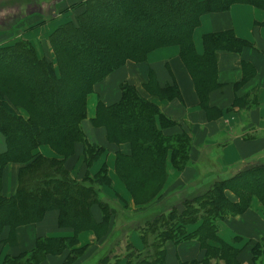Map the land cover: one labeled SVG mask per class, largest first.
Instances as JSON below:
<instances>
[{
    "label": "trees",
    "instance_id": "trees-1",
    "mask_svg": "<svg viewBox=\"0 0 264 264\" xmlns=\"http://www.w3.org/2000/svg\"><path fill=\"white\" fill-rule=\"evenodd\" d=\"M60 1H0V5L28 7L42 20L72 9V18L50 32L46 55L38 54L21 37L0 47V134L6 146L0 152V228L12 230L36 222L54 210L58 227L71 229L73 235L38 237L31 251L7 256L2 264H42L49 255L59 256V264H165V243L188 237L207 250L206 241L215 238L217 220L243 212L253 195L264 204V159L245 164L231 175L206 160L199 176L187 186L163 195L151 185L146 198L143 186L165 177L167 163L177 170L190 163V140L181 128L169 133L177 122L122 81L118 98L98 100L91 120L104 127L107 142L129 145L127 154L115 151V169L133 198L143 193L145 202L136 208L141 210L131 213L118 197L102 193L101 187L111 183L105 164L95 174L88 172L105 148L88 142L81 130L84 100L126 61H143L153 48L179 44L203 102L216 50L235 45L239 49L245 42L230 31L207 33L202 36L203 53L199 55L192 35L201 16L226 10L234 2L264 9V0H75L63 10L57 8ZM50 6L52 11H48ZM17 15L5 16L8 24L3 27L15 25L21 16L13 22L12 16ZM154 91L165 98L177 93L174 85L160 88L156 84ZM67 95L71 104L66 113L62 103ZM42 144L58 156L37 152ZM78 156L87 170L80 179L72 177L67 166ZM9 162L17 164V184L13 194L5 196L3 170ZM151 204L158 208L156 212ZM86 229L96 233L94 243L76 246L77 233ZM207 264L212 263L207 259Z\"/></svg>",
    "mask_w": 264,
    "mask_h": 264
},
{
    "label": "crops",
    "instance_id": "crops-1",
    "mask_svg": "<svg viewBox=\"0 0 264 264\" xmlns=\"http://www.w3.org/2000/svg\"><path fill=\"white\" fill-rule=\"evenodd\" d=\"M27 8L0 5V16H11L14 13L23 16V19L9 28L3 27L4 22L0 21V47L21 37L32 44L37 43L39 49L42 44L41 48L46 50V37L64 20L63 16L66 15V18L72 12L71 8H67L51 19L42 20L38 13L25 10ZM221 31H230L245 44L239 49L235 45L216 50L214 71L203 102L181 57L179 44L153 48L143 61H126L108 74L88 95L86 115L80 125L88 142L105 148L88 168V172L94 174L101 164H105L111 183L101 187L104 195L118 196L126 205L131 204L134 209L137 208L115 169V151L127 154L129 145L121 143L117 146L107 142L104 127L91 120L97 98L108 101L106 98L112 94L109 89H117L111 95L114 96L119 92L118 86L122 81L133 85L142 96L152 100L164 115L177 122L178 125L168 129L169 133L181 128L189 136L190 163L181 170L168 164V175L161 194L185 187L194 181L206 160L223 174L231 175L245 164H256L264 159V9L234 2L226 10L203 14L192 35L196 53H203V35ZM156 84L160 88L174 85L177 93L171 98L161 97L154 91ZM22 112L26 115L24 110ZM5 149L4 138L0 134V152ZM37 152L47 157L58 156L46 144L40 145ZM67 166L70 175L77 179L87 171L81 156L70 159ZM3 173L2 192L9 196L17 184V164L7 163ZM228 194L237 201L231 191ZM93 213L95 217L99 216L95 207ZM56 216V211L50 210L36 222L22 223L12 230L8 226L0 228V264L7 256L31 251L38 237L72 236L71 229L58 227ZM215 227V238L206 241L209 247L207 250L196 239L168 242L165 264H207V259L212 264H264V204L257 196H251L243 212L217 220ZM135 237L133 240L137 242ZM87 243H93L91 230L78 232L76 246ZM225 245H229V249H224ZM59 258L49 255L42 264H59Z\"/></svg>",
    "mask_w": 264,
    "mask_h": 264
},
{
    "label": "rangeland",
    "instance_id": "rangeland-1",
    "mask_svg": "<svg viewBox=\"0 0 264 264\" xmlns=\"http://www.w3.org/2000/svg\"><path fill=\"white\" fill-rule=\"evenodd\" d=\"M49 1L50 0H45V2L46 3H49ZM71 1H75V0H61L60 1V4H58V6H57V8L58 9H60V10H63V9H65L66 8V6H67V3H71ZM38 3H40L39 1H37ZM43 3V2H42ZM51 7L52 6H50V9L48 10V11H52V9H51ZM53 7H55V6H53ZM56 8V7H55ZM25 10H30V8L29 9H25ZM24 10V11H25ZM56 10V9H55ZM60 13V12H59ZM58 14V13H57ZM14 15H17V14H15L14 13ZM19 16H21V15H17V16H12V18H9V19H12V22L14 21V19H17ZM66 16V15H65ZM65 16H63V21L62 22H60L59 24H61V23H64V22H66L67 20H69L70 18H72V16L70 15V16H68V17H66V18H64ZM17 17V18H16ZM6 17L5 16H0V20H3L4 21V24H8V21L6 22V20H7V18L5 19ZM21 18L23 19V16H21V17H19L18 18V20H16V21H14L15 23V25L19 22V20H21ZM95 23H97V22H95ZM24 24V23H23ZM58 24V25H59ZM56 27V26H55ZM54 27V28H55ZM42 34H45V32L44 33H42ZM48 38H49V35L46 37V39H45V47H47V49L45 50V48L43 47V48H41V45H40V49L37 47V43H33V47L35 48V50H36V52L38 53V54H40V55H42V54H45V52L49 49V42H48ZM35 39H37V38H35ZM34 39V40H35ZM46 55V54H45ZM3 71V70H2ZM30 74V73H29ZM28 78V77H27ZM99 84H101V83H99ZM98 85V84H97ZM96 85V86H97ZM109 90H112V94L117 90V89H114V88H112V89H109ZM119 90V89H118ZM94 93H95V91H94ZM90 94V93H89ZM89 94H87V96H86V98H85V106L87 105V98H88V95ZM111 94V95H112ZM108 95V94H107ZM111 95H109L108 97L109 98H106V100H108L107 102H113L115 99H117L118 98V96H119V92L117 91L116 93H115V95L114 96H111ZM65 98H67V99H65ZM64 99H63V103H62V105H63V107H64V109H65V112L67 113V110H68V106H70V104H71V102H69V96L67 95L66 97H65ZM102 98H97V102H98V100H101ZM19 102V101H18ZM89 102H91V99H90V101ZM95 101H93V103H94ZM96 102V103H97ZM19 104H21L20 102H19ZM86 109V108H85ZM95 110H96V105H95ZM85 115H86V110H85ZM94 115H95V112H94ZM85 117V116H84ZM83 117V118H84ZM94 117V116H93ZM96 125H98V126H101V127H103L102 125H99V124H96ZM47 145V144H46ZM79 145L81 146V143H79ZM54 151V150H53ZM55 152V151H54ZM56 153V152H55ZM57 154V153H56ZM58 155V154H57ZM116 157H117V155H116ZM208 163V162H207ZM168 164H170V163H167L166 164V169H168L167 168V166H168ZM171 165V164H170ZM100 168V167H99ZM99 170V169H98ZM95 173H97V171L95 172ZM94 173V174H95ZM167 175L168 174H166L165 175V177L163 176V177H161L159 180H158V182L157 183H148V184H145L144 186H143V188H142V191H144L145 193H147L148 192V194L146 195V198L148 197V195L150 194V191H151V189H152V187H151V185H153V186H155V188H157V190H160L161 191V189L163 188V186L165 185V182H166V179H167ZM118 176V175H117ZM120 179V178H119ZM121 180V179H120ZM123 183H124V181L123 180H121ZM125 184V183H124ZM106 185H109V184H106ZM157 192V191H156ZM140 195H137V196H135V198H133V196H132V198H133V203L134 204H137V206H139V205H142L144 202H145V200H144V198H143V196H141V195H143V193H139ZM106 196V195H105ZM109 197V196H108ZM116 197V196H115ZM115 197H110V198H115ZM118 197V196H117ZM116 199V198H115ZM153 204V203H152ZM151 204V205H152ZM153 206V205H152ZM131 207V208H130ZM140 207H143V206H140ZM157 209L158 208H156V207H152V211H154V212H156L157 211ZM126 210L127 211H129V212H131V213H135V211L136 210H141V209H134L133 208V206L131 205V204H127L126 205ZM80 231H82V230H80ZM79 231V232H80ZM91 232L93 233V243H94V240H95V237H96V233L95 232H93V230H91ZM136 239H138V237H135ZM187 239H191V238H187ZM187 239H184V240H182V241H185V240H187ZM92 241V240H91ZM181 242V241H180ZM168 242H166L165 243V246H166V244H167ZM117 247H119L120 249H122V244H117ZM185 262H191V261H185ZM183 264H197V263H183Z\"/></svg>",
    "mask_w": 264,
    "mask_h": 264
}]
</instances>
